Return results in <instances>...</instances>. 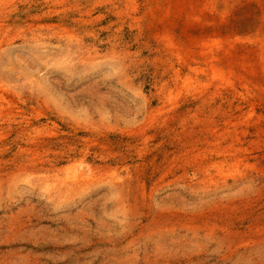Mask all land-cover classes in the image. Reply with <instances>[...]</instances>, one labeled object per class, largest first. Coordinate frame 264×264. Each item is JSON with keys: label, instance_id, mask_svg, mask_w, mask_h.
<instances>
[{"label": "rangeland", "instance_id": "1", "mask_svg": "<svg viewBox=\"0 0 264 264\" xmlns=\"http://www.w3.org/2000/svg\"><path fill=\"white\" fill-rule=\"evenodd\" d=\"M0 264H264V0H0Z\"/></svg>", "mask_w": 264, "mask_h": 264}]
</instances>
